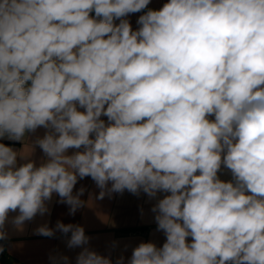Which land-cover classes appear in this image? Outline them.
<instances>
[{"label":"clouds","instance_id":"obj_1","mask_svg":"<svg viewBox=\"0 0 264 264\" xmlns=\"http://www.w3.org/2000/svg\"><path fill=\"white\" fill-rule=\"evenodd\" d=\"M150 3L0 0V141L22 144L0 142V241L54 195L74 216L90 177L97 199L154 200L166 239L125 262L128 244L113 260L118 242L101 254L80 224L33 230L75 264H264V0Z\"/></svg>","mask_w":264,"mask_h":264},{"label":"crops","instance_id":"obj_2","mask_svg":"<svg viewBox=\"0 0 264 264\" xmlns=\"http://www.w3.org/2000/svg\"><path fill=\"white\" fill-rule=\"evenodd\" d=\"M168 0H151L150 8L158 10ZM142 13H136L129 17L133 28L137 27L136 20ZM106 119V118H105ZM44 129H38L35 135L43 136ZM29 143L35 139V135L27 134ZM8 146L19 150L22 147L20 142H13L7 139L0 141ZM74 150H69V154ZM41 150L37 147L34 159L39 162L42 156ZM221 179H231L230 173L224 170L220 173ZM81 186L86 188L81 197L86 203L81 209H78L74 216L68 214V206L57 204L59 199L54 195L51 204V215L41 217L37 215L32 221L26 222L22 232L15 230L11 225L8 226L10 239L2 241L5 250L0 253V264H51L50 254L57 251L68 255L75 264V256L80 249L69 250L57 232L56 237L49 238L34 235L33 230L45 222L49 227L54 228L58 220L67 224H80L85 228L86 235L92 237L90 245L101 254H107L113 241L118 242V247L113 251V260L121 254L124 245L128 244L127 251H124L125 262L131 256L132 248L141 241H153L157 246H162L165 236L162 232L156 231L154 214L150 211L155 201H149L143 193L137 197L125 191L121 194H113L111 198L105 197L100 200L98 196L99 189L90 177L80 180L74 189V193ZM143 209V214L141 213ZM12 213L10 215H16Z\"/></svg>","mask_w":264,"mask_h":264},{"label":"built area","instance_id":"obj_3","mask_svg":"<svg viewBox=\"0 0 264 264\" xmlns=\"http://www.w3.org/2000/svg\"><path fill=\"white\" fill-rule=\"evenodd\" d=\"M0 243H3L2 241H0Z\"/></svg>","mask_w":264,"mask_h":264}]
</instances>
